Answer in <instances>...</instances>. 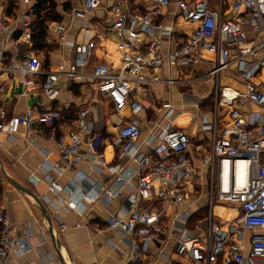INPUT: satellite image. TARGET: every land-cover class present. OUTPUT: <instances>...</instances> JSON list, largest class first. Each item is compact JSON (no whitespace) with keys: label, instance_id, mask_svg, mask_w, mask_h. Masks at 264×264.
Here are the masks:
<instances>
[{"label":"built area","instance_id":"obj_1","mask_svg":"<svg viewBox=\"0 0 264 264\" xmlns=\"http://www.w3.org/2000/svg\"><path fill=\"white\" fill-rule=\"evenodd\" d=\"M11 1L7 14L4 0H0V73L8 74L11 82L20 86L19 94L26 96L38 89L51 103L65 86L91 79L99 96L113 106L122 120L113 141L118 147V162L107 165L101 153L81 151L83 134L95 127L86 108H81L74 121L58 135L53 131L63 119L60 109L49 106L36 113L27 107L23 113L10 116L0 110V133L14 135L23 131L29 139L37 132L50 131L48 139L57 145L59 161L43 163L38 169L52 170L60 176L87 161L91 168L103 167L113 175L108 187L92 192L83 183L90 178L78 169L72 183L63 188L67 198H59V206L82 214L86 203L119 195L136 177L137 185L127 199L128 211L106 219L109 228L130 238L131 262L145 256L153 239L172 236L177 254L191 264H264V82H254L264 69V0L178 1L181 16L194 26L176 48L167 52L159 48L157 36L169 35L171 28L157 19L170 0H148L153 7L145 11L132 8L135 0H114L110 29L118 37L116 50L120 60L115 66L97 62L90 72L83 68L89 63L92 41L75 46V57L68 68L59 65L56 70L44 71L31 46L32 16L28 9L34 0ZM100 3L101 0H81L79 7L71 9L67 16L80 19L86 30L88 14L98 10ZM53 32L64 41L62 25L55 24ZM10 45L21 52L19 57L7 60ZM201 65L205 69L194 74ZM231 66L235 67L243 90L220 84L221 72ZM164 68L167 74L162 75ZM208 79L212 81L209 96L191 104L202 109L197 118L199 127L209 134L208 147L197 149L203 154L196 157L192 152L186 127L176 119L185 111H176L178 106L171 99L161 100L160 115L147 119V135L140 141L142 129L137 117L146 113L149 106L135 91L143 92L149 84H162L176 89L182 102L188 103L193 100L190 86ZM3 91L4 85H0V97ZM208 97L211 104L205 109L202 103ZM188 116L189 125L194 117ZM125 159L129 164L123 163ZM202 178L208 206V214L202 219V237L193 236L186 228L191 214H176L165 227L161 221L164 208L153 209L139 203L158 200L181 206L186 200V188ZM45 179L50 189H61L49 175ZM153 179L158 181V188ZM28 180L35 186L39 177L33 172ZM215 201L237 204L239 216L233 221L215 222ZM175 229L180 231L177 235ZM18 230L19 225L0 209V264L8 263L11 252L22 254L31 249L27 243L31 229L23 231L22 236Z\"/></svg>","mask_w":264,"mask_h":264},{"label":"crops","instance_id":"obj_2","mask_svg":"<svg viewBox=\"0 0 264 264\" xmlns=\"http://www.w3.org/2000/svg\"><path fill=\"white\" fill-rule=\"evenodd\" d=\"M113 1L101 0L100 8L88 14V27L85 30L80 19H70L67 16L71 9L79 7L81 0H62L61 2L64 4L69 3L70 10L66 11L67 13L62 16L60 21L48 23L44 39L47 52L35 51L42 62V69L53 71L59 65L68 68L75 57V46L87 44L90 41L94 45L88 58L89 63L83 68L85 72H90L92 65L97 62L114 66L118 64L120 60V53L116 50L118 37L110 29V7ZM178 1L181 0H170V4L161 10V15L157 19L158 22L171 28L169 35L157 36L159 48L165 52L176 48L190 34L194 26L181 16L178 10ZM152 7L153 3L148 0H135L132 4V8L140 11ZM6 11L10 12L9 9ZM55 24L64 27V41H60L59 36L53 32ZM17 48L15 45L9 46L6 52L7 60L19 57L21 51ZM204 69L205 67L201 65L194 74ZM147 74L149 75V73ZM161 74H167L165 68ZM221 77L225 81L223 84L243 90L244 86L236 77L234 66L222 71ZM254 82H264V69L254 78ZM0 85H4V91L0 97V110L5 111L8 116L21 114L27 107L33 108L36 113L49 106L60 109L64 117L63 120L55 124L53 132L57 135L63 131L66 125L74 121L81 108H86L89 112V119L95 122V127L83 134L81 151L84 154L94 151L101 153L102 160L107 165L118 162V147L113 144V141L122 120L114 111L113 106L99 96L93 80L82 79L65 86L61 89L59 97L51 103L46 102L45 97L38 89L26 96L20 95V86L13 84L10 76L6 73H0ZM190 87L193 100H189L188 103L182 102L176 89L170 90L168 86L162 84H149L143 92H134L140 100L149 106L146 113L139 114L137 117L141 121L142 129L140 141H143L147 135V119L157 118L160 115L159 103L161 100L171 99L178 106L176 111H185L184 116L179 115L176 119L181 126L186 127L185 131L193 146L192 152L196 157L203 154L197 149L203 150L208 147L207 137L209 134L202 131L199 124H196L202 109L194 108L191 104L200 102L202 98L209 96L212 81L209 79L199 81ZM104 103L110 107L111 112L104 111ZM188 115L194 117L189 125ZM49 133V130H45L44 133L37 132L29 139L26 138L23 131L14 135L0 133V165L4 173L18 185L29 189L40 200L51 224L49 229L36 202L27 193L15 187L0 169V209L6 212L12 222L19 225L18 235L22 236L23 231L31 229V233L27 236V243L31 249L22 254L11 252L7 264H64V259L69 264H191L186 258L177 254L175 240L172 236L164 240L153 239L145 256L137 262H131L128 256L130 238L124 236L118 229L107 226L106 219L110 215L128 211L127 199L137 185L136 177L131 178L128 184L120 190L119 195L112 198L102 197L99 202L94 204L86 203V209L82 214H77L68 208H61L58 199L67 198L63 188L72 183L78 169L90 178V181H83V183L91 188L92 192L97 188L108 187L113 182V175L103 167L99 170L91 168L87 161H83L76 170L66 171L60 176H57L52 170L38 169V166L43 163L48 165L59 161L57 145L48 139ZM123 163L129 164V160L125 159ZM33 172L39 177V182L35 186L28 180L29 175ZM46 174L61 188L59 191L50 189L49 182L45 179ZM152 183L155 188L159 187L156 179H153ZM205 183L204 178L196 179L194 186H188L186 200L181 206L163 204L158 200L140 201L139 203L153 209L164 208L165 216L161 221L165 227L168 226V220L176 217V214L181 216L191 214L186 228L193 236L202 237L205 232V224L202 223V219L208 214ZM227 206L228 208L225 206L222 208L224 212L229 213L227 217H223V214L214 217L212 209L215 222L233 221L239 216L240 210L237 204L227 203ZM200 209L205 210L201 212ZM204 212L207 213L202 216ZM195 214L196 217L193 216ZM179 232L178 229L174 230L176 235Z\"/></svg>","mask_w":264,"mask_h":264},{"label":"trees","instance_id":"obj_3","mask_svg":"<svg viewBox=\"0 0 264 264\" xmlns=\"http://www.w3.org/2000/svg\"><path fill=\"white\" fill-rule=\"evenodd\" d=\"M54 3H55L54 0H34L28 9L30 15L32 16L31 43H32V49L34 51L40 50L43 51L44 53L47 52L48 49L44 44L47 25L50 22H58L62 19V16L59 10H57V6H55ZM4 5H5V11L6 9L10 10L9 7L12 5V1L4 0ZM62 10L69 11L70 10L69 5L64 4ZM6 12L7 14L10 13L8 11ZM210 104H211V97H208V99L202 103V106L203 108L207 109L210 106ZM62 116L64 117L63 113ZM0 191H1V185H0ZM200 211L202 212L201 209ZM193 216L196 217V214Z\"/></svg>","mask_w":264,"mask_h":264},{"label":"rangeland","instance_id":"obj_4","mask_svg":"<svg viewBox=\"0 0 264 264\" xmlns=\"http://www.w3.org/2000/svg\"><path fill=\"white\" fill-rule=\"evenodd\" d=\"M62 0H54V5L55 6H57V10H59V12H60V14H61V16H64V14L65 13H67L66 11H64L63 12V6H64V3H62L61 2ZM67 5H69V3H66ZM56 12V11H55ZM209 57V56H208ZM223 82H225L224 81V79H223V77H221L220 78V84L221 85H223ZM208 86V85H207ZM196 92H199V90L197 91L196 90ZM103 109H104V111H106L107 113L108 112H111V109H110V107H107V104L106 103H104L103 104ZM197 121V123L196 124H199L198 123V120H196ZM195 142V141H194ZM204 188H205V190H206V185H204ZM191 190H192V188H191ZM226 207V208H228V206H227V203H220V202H214V204H213V210H214V217H217L218 215H222L223 214V217L224 216H228V214H227V212H224L223 210H222V208L223 207ZM218 208H220V209H218ZM202 210V212L205 210V209H201ZM205 213H207V212H204V214H202V216H205L206 214Z\"/></svg>","mask_w":264,"mask_h":264},{"label":"water","instance_id":"obj_5","mask_svg":"<svg viewBox=\"0 0 264 264\" xmlns=\"http://www.w3.org/2000/svg\"><path fill=\"white\" fill-rule=\"evenodd\" d=\"M19 93H20V89H19ZM0 169L2 171V173L6 176V178L17 188H19L20 190L24 191L25 193H27L35 202L36 204L38 205V207L40 208V211L42 212V215L44 216V218L46 219V222L48 223V227L49 229L51 228V224H50V218L46 212V210L44 209L42 203L40 202V200L27 188H24L20 185H18L17 183H15L9 176H7L4 171H3V168L1 167L0 165ZM51 232V230H50ZM64 264H69L68 261H66L64 259Z\"/></svg>","mask_w":264,"mask_h":264}]
</instances>
